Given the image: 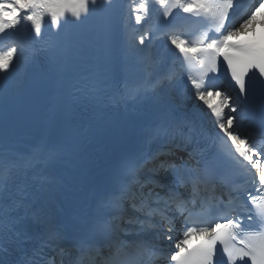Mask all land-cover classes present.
<instances>
[{
  "label": "snow or ice",
  "instance_id": "snow-or-ice-1",
  "mask_svg": "<svg viewBox=\"0 0 264 264\" xmlns=\"http://www.w3.org/2000/svg\"><path fill=\"white\" fill-rule=\"evenodd\" d=\"M133 3L131 11L136 24L149 18L153 3L162 10H158L160 19L167 29L163 35L179 53L176 57L179 75L187 77L185 92L194 95L209 110L218 135L222 133L221 148L212 153L200 146L187 122L170 121L156 126L149 133V142L160 147L141 151L122 162L87 234L71 237L60 228L47 227L39 243L28 252L21 244L22 238L32 239L25 224L30 206L21 200L5 209L17 214L2 222L0 238H6L17 256L0 257V264H65V261L158 264L165 258L159 242L173 239L178 220L183 231L170 255L173 264H220L221 260L224 264H264V99L256 126L250 131L241 130L250 112L240 107L257 88L264 98V31L255 35L257 24L264 29V0L256 4L239 29L226 24L235 7L234 0H133ZM98 5L110 7L111 0H103V4L101 0H0V34L30 22L35 38L43 39L46 17L52 27L59 29L68 16L80 20ZM193 30L200 32L194 39ZM242 34L246 38L240 39ZM35 38L31 42L13 39L11 46L0 49V73H7L17 51L34 45ZM45 43L49 49L56 46L51 40ZM139 43H145L144 34L139 36ZM221 57L238 86L240 95L236 98L211 83L210 74L218 72ZM176 76L177 72L172 70L163 79L172 80ZM128 91L136 96L141 89L130 87ZM177 149L186 152L187 159L181 155L179 164L161 159ZM40 151L35 149V155ZM219 152L231 162L223 171ZM29 166L30 161H22L6 167L10 172L12 168L22 170ZM161 173L165 174L166 182H162ZM241 173L248 174L257 194L234 182L233 176ZM8 180L7 173L0 180L5 194ZM181 188L186 194L179 191ZM157 189L166 191L162 195ZM242 190L247 194V202L241 198ZM194 237L203 239L193 246ZM65 242L68 246H64ZM46 250L54 254L49 255Z\"/></svg>",
  "mask_w": 264,
  "mask_h": 264
},
{
  "label": "bare ground",
  "instance_id": "bare-ground-1",
  "mask_svg": "<svg viewBox=\"0 0 264 264\" xmlns=\"http://www.w3.org/2000/svg\"><path fill=\"white\" fill-rule=\"evenodd\" d=\"M127 14H129V12H127ZM132 20H135V16L132 18ZM28 24H29L28 22H24L22 26H18V27H26ZM258 29H261L260 24L256 25V31ZM31 36L33 35L30 34L29 37ZM6 48L7 47H4L2 49H6ZM153 50L154 53L151 55L149 54L150 50L149 47H147V45L145 44L141 45L140 43L130 40L125 42L123 45V57L128 62L136 63L139 66L145 67V69H152L154 60H161L169 63L172 61V58L174 56L173 54L176 51L174 47L171 46L170 43L167 42L166 40L161 41V43L156 45ZM32 54L33 53H32L31 45L25 46L22 51L18 50L16 53V57L13 61V66H11L8 71L13 76L21 77L23 75L24 69L31 61ZM185 82L182 81L179 82V85H181L183 89ZM177 89H179V86H177ZM180 92L182 93L183 91ZM182 99L183 97L181 96V94L174 95V93L171 92L158 93L156 89L151 90L147 88L145 90H142L138 95H136L133 98V101L137 105L157 106V105H169L172 103H179ZM194 104H199L204 108H206V106H204L201 101L197 100L193 96V99L189 101L188 105L193 106ZM207 111L209 112L208 109ZM235 115H239V114L236 113Z\"/></svg>",
  "mask_w": 264,
  "mask_h": 264
},
{
  "label": "rangeland",
  "instance_id": "rangeland-1",
  "mask_svg": "<svg viewBox=\"0 0 264 264\" xmlns=\"http://www.w3.org/2000/svg\"><path fill=\"white\" fill-rule=\"evenodd\" d=\"M176 92H177L176 89H173V90H172V93H174V95H175V94L178 95ZM187 99H188V101L191 100V98H186L185 100H182V101H183L185 104H187Z\"/></svg>",
  "mask_w": 264,
  "mask_h": 264
}]
</instances>
